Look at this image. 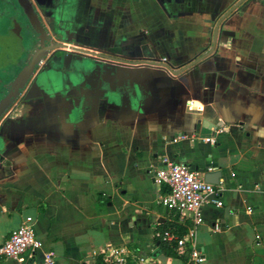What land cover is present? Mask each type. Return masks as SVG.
Returning a JSON list of instances; mask_svg holds the SVG:
<instances>
[{
	"label": "crops",
	"instance_id": "obj_1",
	"mask_svg": "<svg viewBox=\"0 0 264 264\" xmlns=\"http://www.w3.org/2000/svg\"><path fill=\"white\" fill-rule=\"evenodd\" d=\"M63 12L69 46L99 52V70L63 85L68 65L53 83L46 59L0 121V245L28 216L43 243L0 264L47 250L58 264H185L191 245L160 251L162 227L193 226L161 204L165 161L222 174L196 237L206 264H264V0H71Z\"/></svg>",
	"mask_w": 264,
	"mask_h": 264
},
{
	"label": "flooded vegetation",
	"instance_id": "obj_2",
	"mask_svg": "<svg viewBox=\"0 0 264 264\" xmlns=\"http://www.w3.org/2000/svg\"><path fill=\"white\" fill-rule=\"evenodd\" d=\"M68 3V0H0V106L8 104L7 110L0 112V121L20 98L18 88L24 81L17 79L22 72L30 73L34 62L46 56L37 70L45 72L46 59L53 54L64 59L78 46H69L67 42L63 10ZM87 55L94 59L100 56L89 49ZM33 85L34 78H30L25 87Z\"/></svg>",
	"mask_w": 264,
	"mask_h": 264
},
{
	"label": "built area",
	"instance_id": "obj_3",
	"mask_svg": "<svg viewBox=\"0 0 264 264\" xmlns=\"http://www.w3.org/2000/svg\"><path fill=\"white\" fill-rule=\"evenodd\" d=\"M88 51V49H85ZM160 63H167V59L158 60ZM224 132L223 128L216 130L213 136L205 138V142L215 144L217 137ZM166 166L158 169L155 174L156 182L165 186L168 193L161 199V204L169 210L179 214V221L184 224L187 219L193 222L185 237L169 231L158 233V237L170 244H176L182 248L187 244L191 245V255L185 264H206L205 256L196 247V237L199 227L202 225V210L209 203L211 196H217L216 187L205 181L204 173L196 171L190 166L165 161ZM217 207H222L223 203L215 199ZM252 212V208L248 209ZM35 220L28 216L22 221L20 226L11 233V236L0 245V262L4 259H11L24 262L28 255H34L43 249V243L38 238L34 230ZM120 263H126V257L118 259ZM131 264H158L146 255L134 257ZM32 264H58L56 254L53 250L43 253L41 260Z\"/></svg>",
	"mask_w": 264,
	"mask_h": 264
},
{
	"label": "water",
	"instance_id": "obj_4",
	"mask_svg": "<svg viewBox=\"0 0 264 264\" xmlns=\"http://www.w3.org/2000/svg\"><path fill=\"white\" fill-rule=\"evenodd\" d=\"M54 1L57 2L58 0H54ZM68 1L70 2L71 0H68ZM73 51L74 52L70 53L64 59H61L59 56H57L55 54H53L50 57V65L52 66V69H53V74L51 76V80L53 83L56 82V80H57V77H54V75H56L57 72H60L62 69H64L68 65L72 66V68H74L75 70L72 71V73L70 74V76L68 78H66L63 85L74 84L75 82H77V79H76L77 74L76 73H77L78 68L82 69L84 72H89L91 74H93V72L99 70V65H98L99 63L94 58L89 57L87 55L88 51H86L83 47L76 46L75 48H73ZM45 57L46 56H43L41 59L34 62L32 69H30V73H28L29 75L25 74V72H22V74L17 79V82L24 81V84L18 88V96L19 97L26 90V87H25L26 82L30 78H35V80H36L42 74L43 71H37V70L40 66H42V61ZM7 106H8V104L6 106L1 105L0 106V112L1 113L5 112L7 110ZM216 177L218 178L217 181H215ZM221 177H222L221 173H209V174H207L205 181L208 183H211V184L218 185L219 179Z\"/></svg>",
	"mask_w": 264,
	"mask_h": 264
},
{
	"label": "trees",
	"instance_id": "obj_5",
	"mask_svg": "<svg viewBox=\"0 0 264 264\" xmlns=\"http://www.w3.org/2000/svg\"><path fill=\"white\" fill-rule=\"evenodd\" d=\"M177 218L174 220V223L168 225V226H164L161 228V230L159 232H161L162 234L169 231L171 233H174L176 235H178L179 237H185L187 235V228L186 227H182L177 223ZM160 241V251L168 256H177L178 253V248L175 244H167L165 241L163 240H159ZM184 251L188 250V246H184L183 248ZM101 264H112L110 262H102Z\"/></svg>",
	"mask_w": 264,
	"mask_h": 264
}]
</instances>
